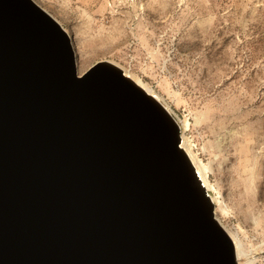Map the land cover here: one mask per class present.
Listing matches in <instances>:
<instances>
[{"label":"water","instance_id":"1","mask_svg":"<svg viewBox=\"0 0 264 264\" xmlns=\"http://www.w3.org/2000/svg\"><path fill=\"white\" fill-rule=\"evenodd\" d=\"M0 264H238L170 112L0 0Z\"/></svg>","mask_w":264,"mask_h":264},{"label":"rangeland","instance_id":"2","mask_svg":"<svg viewBox=\"0 0 264 264\" xmlns=\"http://www.w3.org/2000/svg\"><path fill=\"white\" fill-rule=\"evenodd\" d=\"M33 1L70 35L78 74L111 61L171 113L238 264H264V0Z\"/></svg>","mask_w":264,"mask_h":264},{"label":"bare ground","instance_id":"3","mask_svg":"<svg viewBox=\"0 0 264 264\" xmlns=\"http://www.w3.org/2000/svg\"><path fill=\"white\" fill-rule=\"evenodd\" d=\"M140 87H142L143 89H144V91H146L148 94H151V91L148 89V88H146L139 80H135V79H133ZM155 96V95H154ZM186 153L188 154V152L186 151ZM188 156H189V154H188ZM191 159V158H190ZM192 160V159H191ZM197 172H198V175H199V177L201 178V180H202V182H203V184L206 186V188L208 189V185H207V181H206V177L202 174V172L200 171V169H198V167H197ZM227 231V230H226ZM228 232V231H227ZM228 234H229V232H228ZM230 235V234H229ZM231 236V235H230ZM232 237V236H231ZM239 244V243H238ZM237 252H239V251H237ZM236 252V256H237V259H239V254Z\"/></svg>","mask_w":264,"mask_h":264},{"label":"crops","instance_id":"4","mask_svg":"<svg viewBox=\"0 0 264 264\" xmlns=\"http://www.w3.org/2000/svg\"><path fill=\"white\" fill-rule=\"evenodd\" d=\"M127 12H129L128 10H127ZM131 12H135V11H131ZM116 21H118V22H122V19H121V17H117L116 18ZM137 25H138V29L140 30L141 29V27H142V22H141V20L139 19V21L137 22Z\"/></svg>","mask_w":264,"mask_h":264}]
</instances>
